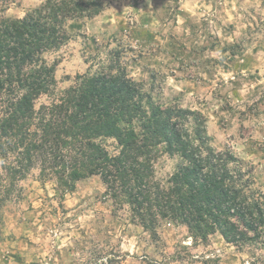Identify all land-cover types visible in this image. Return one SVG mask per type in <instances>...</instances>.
I'll list each match as a JSON object with an SVG mask.
<instances>
[{
	"label": "rangeland",
	"instance_id": "1",
	"mask_svg": "<svg viewBox=\"0 0 264 264\" xmlns=\"http://www.w3.org/2000/svg\"><path fill=\"white\" fill-rule=\"evenodd\" d=\"M42 1L0 0V14L22 17ZM66 30L68 40L45 54L57 63L58 91L123 50L129 75L155 101L201 111L212 145L232 150L264 191V0H110ZM105 144L114 151L113 140ZM178 161L160 155L156 177L165 181ZM8 182L0 180V264H264L263 247L239 248L218 233L195 242L182 224L164 222L153 237L96 175L74 191L39 166L9 191Z\"/></svg>",
	"mask_w": 264,
	"mask_h": 264
},
{
	"label": "trees",
	"instance_id": "2",
	"mask_svg": "<svg viewBox=\"0 0 264 264\" xmlns=\"http://www.w3.org/2000/svg\"><path fill=\"white\" fill-rule=\"evenodd\" d=\"M109 1L43 0L22 17L0 14V180L9 191L39 166L74 191L96 175L155 238L166 222L185 225L195 242L218 233L239 248H264V191L252 170L212 145L201 111L155 101L129 75L123 50L57 90V63L45 54L68 40L69 21L94 18ZM42 96L49 101L37 105ZM162 154L179 158L165 181L155 175Z\"/></svg>",
	"mask_w": 264,
	"mask_h": 264
}]
</instances>
